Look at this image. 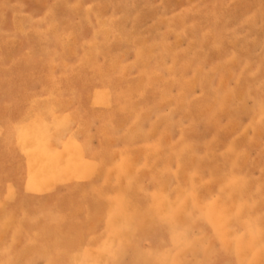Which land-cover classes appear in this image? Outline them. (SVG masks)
<instances>
[{"label": "rangeland", "instance_id": "374dc122", "mask_svg": "<svg viewBox=\"0 0 264 264\" xmlns=\"http://www.w3.org/2000/svg\"><path fill=\"white\" fill-rule=\"evenodd\" d=\"M0 264H264V0H0Z\"/></svg>", "mask_w": 264, "mask_h": 264}]
</instances>
